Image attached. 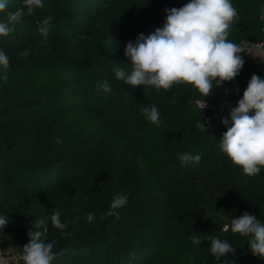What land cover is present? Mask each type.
Returning a JSON list of instances; mask_svg holds the SVG:
<instances>
[{
	"label": "trees",
	"instance_id": "trees-1",
	"mask_svg": "<svg viewBox=\"0 0 264 264\" xmlns=\"http://www.w3.org/2000/svg\"><path fill=\"white\" fill-rule=\"evenodd\" d=\"M188 2L42 0L43 8L24 15L9 35L0 36V51L10 61L6 71L0 67V194L13 190L12 196L19 195L0 200V216L8 221L0 229L2 243L21 253L28 233L36 230L33 221L50 218L59 210L69 236L49 220L44 239L56 241V258L69 250L65 257L74 264H264L252 254L247 237L223 231L225 224L246 211L264 223V167L259 174L247 176L219 148L231 126L221 120L229 117L230 110L214 128L202 132L195 125L204 122L202 113L207 111L195 105L196 99L203 98L190 85L144 92L142 86L124 85L112 71L120 67L130 72L126 43L162 28L165 9ZM231 2L238 20L229 40L260 41L263 1ZM7 4L0 22L6 21L8 11L23 6L22 0H7ZM48 16L53 20L45 45L38 26ZM238 76H244L242 70ZM105 80L111 85L109 92L97 87ZM232 83L214 88L205 100L231 97ZM153 105L160 112L159 126L142 114L144 107ZM68 110L75 112V125L84 115L98 123L94 130L103 137L96 145L90 146V135H71L61 141L68 133L55 129V123ZM115 134L119 146L109 167L110 149L104 142ZM128 152L134 153V162ZM185 152L200 154L201 160L182 166L178 155ZM51 153L58 154V163L49 159ZM85 155L86 165L78 163ZM96 167L102 171L96 173ZM120 194L128 202L116 210L118 218L101 220ZM151 195L155 197L139 199ZM20 198L24 199L20 207L12 206ZM90 212L95 213L91 223L86 220ZM78 228L91 232L80 236ZM193 235L216 236L235 251L217 262L210 242L194 245L189 240ZM52 264L65 263L54 259Z\"/></svg>",
	"mask_w": 264,
	"mask_h": 264
},
{
	"label": "clouds",
	"instance_id": "clouds-1",
	"mask_svg": "<svg viewBox=\"0 0 264 264\" xmlns=\"http://www.w3.org/2000/svg\"><path fill=\"white\" fill-rule=\"evenodd\" d=\"M22 4L15 11L6 13V21L0 22V36L9 35L24 15H32L35 9L44 7L42 0H22ZM7 7V0H0V12ZM165 13L162 28L155 29L148 36L141 33L135 42L126 43L124 53L130 60L131 71L126 72L120 67L112 69L115 78L123 81L124 85L142 86L144 92L146 89L169 91L174 85H190L203 98L196 101L203 112L207 107L205 97L210 96L214 88L233 81L239 75L244 65L241 53L264 64V42L237 44L229 40L232 25L238 20L237 9L231 0H189L179 8H166ZM52 20L53 17L48 16L38 26L43 36L42 44L48 43ZM9 64L8 55L0 51V67L6 71ZM4 80H7L6 75ZM97 87L104 92L111 90L107 80ZM234 92H238V88ZM142 114L150 123L161 124L160 112L155 105L144 107ZM207 123L199 120L195 127L202 132L207 131ZM221 123L225 126L231 124L220 139L222 153L245 175L259 174L264 167V79L252 74L237 106L230 108L229 117L223 118ZM178 160L182 166L189 162L199 163L201 155L180 153ZM127 202L126 195L115 196L108 212L101 214L100 219L111 215L118 218L116 210ZM60 217L61 212L54 210L50 218L35 219L33 227L36 230L28 233L29 241L22 247V252L12 257L0 255V264H52L56 259V241L46 242L44 237L49 231V220L53 228L65 237L69 236L65 231L67 224ZM94 219L95 213L86 215L87 222L91 223ZM7 223L6 216H0V229ZM229 230L247 237L252 254L264 260V223L256 216L244 212L223 226V231ZM189 240L194 245L201 244L203 240L209 241L211 255L217 262L235 251L231 243L216 236L193 235Z\"/></svg>",
	"mask_w": 264,
	"mask_h": 264
},
{
	"label": "rangeland",
	"instance_id": "rangeland-1",
	"mask_svg": "<svg viewBox=\"0 0 264 264\" xmlns=\"http://www.w3.org/2000/svg\"><path fill=\"white\" fill-rule=\"evenodd\" d=\"M262 1L263 2L260 5L259 19L261 21V29H260V31H262V33H263V38L260 41H254V42L250 41L249 39L243 38V39H240L238 41H235V43L241 44V43H245L247 41H249L251 43L264 42V19L261 18V17H264V0H262ZM240 55H242L243 58L246 57V58L243 59L244 60V65H243V67L241 69L242 73H244V76H237L232 81L233 82L232 83L233 89H237L238 88V92H234L233 91V95L231 97L226 98V99L222 98V99H220L217 102L206 100L207 107L204 110L207 111V112L202 113V117L204 119V122L205 121L208 122L206 126L209 129L214 128L216 126L217 119L224 112L230 110V108L232 106H234L236 98H238L240 95L242 97L243 92L246 89L247 84H248L249 80L251 79L252 74H257L262 79H264V64L257 62L250 55H246L245 53H241ZM197 100L198 99L195 100V105L197 107H199L197 105V103H196ZM89 117H91V116H85L84 115L83 121L78 122L77 125H75V123H74V119L76 118V115H75V112L73 110H71V111L68 110L67 114H64L61 117H59L58 120H56L55 129H57V130L59 129V131L62 130L64 132L68 133V135H67L68 137L62 138L61 141H65L71 135H74L73 137H79V138L80 137H88V135H90L92 137V139H93V141H92L93 143L90 144V146L96 145V141L100 140L103 137V135L98 134V132L96 130H94L95 127H98V123L94 122L95 120L90 119ZM51 119H53L52 116L48 120L50 121ZM117 136L118 135L115 134V135L111 136L108 140H106L104 142V145L109 146V149H110L109 159H107V166L109 165V167H110V165L112 163V159L117 155V153L115 154V150L119 146V139H118ZM91 151H89V153H91ZM56 153L57 152H53V154H56ZM53 154L51 153V154L48 155L49 159L52 160L54 163H58V161H59V158L57 157L58 154L55 155V156ZM127 155L129 156V159L134 162L135 158H132L134 153L128 152ZM90 157H92V156H89V158ZM87 158H88V156H86V155L84 157H81V159L78 161V163H84V165H86L85 162L88 161ZM92 168H93V166H92ZM100 171H102V170L99 169L98 167H96V173H99ZM0 185H1V182H0ZM12 191L13 190H9L7 192H4L3 194H0V200L3 199L6 196H11V197H17L18 196L19 197V195L17 193H14L13 196H12V194H10ZM152 197H155V195L154 196L153 195H151V196H143V197H141L139 199H147V198L150 199ZM23 198H20L19 200L15 201L12 204V206L20 207L21 203L24 200ZM132 201H133V199H132ZM164 203L165 204L168 203L166 199H165ZM159 210L161 211L162 209H159ZM130 221H137V220L133 219V220H130ZM83 230H82V228H78L75 231H77L80 236L86 235V234L91 232V231L87 232V230H85L86 232H84ZM106 239L108 241V238H106ZM1 240L2 239L0 238V244L2 246H4L7 249V251L12 256H16V255L19 254L18 252H16L14 250L13 246H11L9 244H4V243L1 242ZM110 243H112V242L110 241ZM68 251L69 250H63L62 252H60L58 257L56 258L57 261L65 263V264H74V262L71 259H69L68 257L67 258L65 257V255L68 253Z\"/></svg>",
	"mask_w": 264,
	"mask_h": 264
},
{
	"label": "built area",
	"instance_id": "built-area-1",
	"mask_svg": "<svg viewBox=\"0 0 264 264\" xmlns=\"http://www.w3.org/2000/svg\"><path fill=\"white\" fill-rule=\"evenodd\" d=\"M0 255L5 257H12V255L7 251V249L0 244Z\"/></svg>",
	"mask_w": 264,
	"mask_h": 264
}]
</instances>
